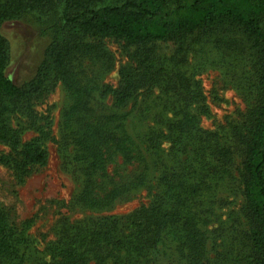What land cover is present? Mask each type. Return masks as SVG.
<instances>
[{
    "label": "trees",
    "instance_id": "obj_1",
    "mask_svg": "<svg viewBox=\"0 0 264 264\" xmlns=\"http://www.w3.org/2000/svg\"><path fill=\"white\" fill-rule=\"evenodd\" d=\"M60 6L61 15L51 26V40L35 75L18 83L8 72L11 44L5 23L30 11ZM221 28L242 30L259 64V76L252 83L257 99L243 124H230L238 133L245 129L237 136L246 148L241 178L251 225L244 254L230 264H264V0H0V116L5 98L39 97L60 78L75 99L66 122L71 126L76 119L83 121L72 133L77 160L83 165L79 201L105 210L145 189L151 196L129 213L96 218L94 230L76 226L80 231L62 248V260L55 264H89L92 243H100L104 252L108 249L94 264H103L107 257L115 260L105 264H150L155 254L169 250L191 264H212L208 213L215 211L217 190L231 171L234 149L224 140V124L203 125L205 117L213 116L202 81L204 69L163 74L165 69L156 67L154 50L147 45L174 40L186 50L192 44L190 36L193 42L197 32L215 35ZM106 38L147 48L142 65L151 79L127 72L115 101L124 110L134 99L131 106L139 109L141 122L151 121L139 133L130 129V112L121 109L94 119L80 114L100 87L95 77H83L81 59L96 50L106 51ZM154 91L155 99L149 100ZM113 92L111 86L105 87V93ZM0 139L13 147L5 162L20 182L48 164L49 151L35 140L22 142L5 119L0 120ZM119 155L124 158L119 169L124 167L125 173L110 166ZM31 241L0 206V264H24ZM163 245L170 249L163 251Z\"/></svg>",
    "mask_w": 264,
    "mask_h": 264
},
{
    "label": "rangeland",
    "instance_id": "obj_2",
    "mask_svg": "<svg viewBox=\"0 0 264 264\" xmlns=\"http://www.w3.org/2000/svg\"><path fill=\"white\" fill-rule=\"evenodd\" d=\"M61 10L62 6L51 11H30L5 23L4 33L11 44L8 72L18 83L35 75L51 40V26L59 19ZM190 38L192 44L185 46L186 50H181L174 40L153 41L147 48H153L154 62L156 67L165 69L163 74L169 75L168 71L181 69L189 73L204 69L202 81L210 98L213 116L205 117L203 125L208 128L226 126L223 129L224 140L234 149L231 171L218 187L215 211L208 213L207 227L212 264H230L237 261L239 253L244 254L251 227L241 178L246 148L237 136H241L245 129L238 133L230 128V124H243L249 108L257 99L252 83L259 76V64L251 41L240 29L221 28L215 35L197 32L193 35V42L192 36ZM104 47L106 51L96 50L81 59L86 71L83 77H95L100 87L80 114L94 119L121 109V112H130V129L139 133L151 121L141 122L139 109L131 106L134 99L124 110L116 106L115 101L116 91L123 89L127 72L139 78L144 74L146 80L151 79V73L147 75L148 70L142 65L147 57V48L128 45L115 38H106ZM53 81L51 88L39 97H8L2 101L0 120L3 122L5 119L22 142L35 140L49 151L48 164L36 168L25 177L26 181L21 179L20 182L14 169L5 162L13 147L0 139V206L5 209L10 222L32 240L24 264L57 263L62 260V248L80 231L76 226L94 230L96 218L105 214H126L151 200L145 189L131 197L121 198L116 205L105 210L89 208L79 201L84 185L83 165L77 160L78 150L72 133L82 126L83 121L76 119L69 126L66 113L74 103V96L60 78ZM106 86H111L115 93H105ZM151 93L149 100L155 99L157 92ZM140 97L147 99V95ZM122 163L124 158L119 155L110 166L117 169V173H125L124 167L119 169ZM100 245L91 244L93 259L89 264L98 262L107 253L108 249L104 252ZM165 248L163 245L162 250ZM169 251L155 254L150 264H191L177 251L176 255ZM114 260L115 257H107L110 263Z\"/></svg>",
    "mask_w": 264,
    "mask_h": 264
}]
</instances>
